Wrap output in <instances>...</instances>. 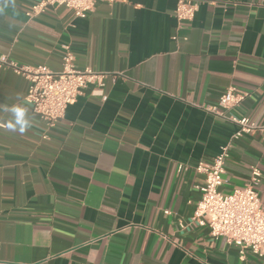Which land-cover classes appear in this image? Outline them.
Here are the masks:
<instances>
[{
    "label": "crops",
    "instance_id": "crops-1",
    "mask_svg": "<svg viewBox=\"0 0 264 264\" xmlns=\"http://www.w3.org/2000/svg\"><path fill=\"white\" fill-rule=\"evenodd\" d=\"M38 0H0V56L107 74L50 130L24 102L27 82L0 69V264H264L191 222L203 176L234 127L204 110L233 86L231 112L264 125V0H194L177 25L176 0L98 3L85 19ZM173 37H176L173 40ZM262 174L264 138L233 141L229 193ZM264 254V250H262Z\"/></svg>",
    "mask_w": 264,
    "mask_h": 264
},
{
    "label": "built area",
    "instance_id": "built-area-1",
    "mask_svg": "<svg viewBox=\"0 0 264 264\" xmlns=\"http://www.w3.org/2000/svg\"><path fill=\"white\" fill-rule=\"evenodd\" d=\"M116 0H38L30 6L26 17L31 19L45 13L48 8H66L74 19H85L98 3H114ZM198 3L194 0H176L173 18L177 25L192 22ZM176 37H173L175 40ZM61 69L51 71L44 65H18L6 55L0 56V69H8L21 76L27 82L24 102L33 115L38 116L47 130L53 129L64 116L68 106L81 95L82 90L92 85L104 102V80L107 74L90 67L78 68L74 55L68 45H63ZM246 94L231 86L219 98L217 107H205L204 110L234 127L227 142L220 146L219 152L210 163L200 162L196 173L203 176L199 188L200 198L196 204L191 222L205 227L209 235L222 238L228 246L238 248L241 256L245 252L261 256L264 259V200L255 190L261 180V172L251 168L247 184L235 188L229 193L220 191L224 183V166L233 141L260 134L264 138V125L255 123L246 117H237L231 112L244 100Z\"/></svg>",
    "mask_w": 264,
    "mask_h": 264
}]
</instances>
